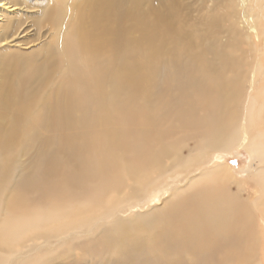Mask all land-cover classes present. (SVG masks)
Returning a JSON list of instances; mask_svg holds the SVG:
<instances>
[{"label": "bare ground", "instance_id": "obj_1", "mask_svg": "<svg viewBox=\"0 0 264 264\" xmlns=\"http://www.w3.org/2000/svg\"><path fill=\"white\" fill-rule=\"evenodd\" d=\"M55 1L0 0V50L8 46L6 54L0 56V68L10 58H28L24 47L32 48L47 40L49 42L44 58L28 60L14 92L0 104V109L7 112L5 125L17 126L18 117L14 113L18 103L24 102V109L35 102L42 91L47 90L51 45L55 46V50L63 49L62 54L70 61L77 55L85 56L103 49H106L103 54L110 58L105 63L102 61L101 66L105 70L101 76L92 78L89 87L76 86L65 91L61 86L57 92L50 94L51 110L46 117L48 124L45 125L56 123L62 111L59 122L67 126L65 146L61 149L64 155L60 159L44 154L34 161L26 172L15 179L11 192L5 193L3 203L1 196L5 186L10 183L18 146H13L0 136V264H34L41 261L40 248L44 245L40 243L50 244L56 238L52 234L55 230H71L73 235L68 239H78L63 243L59 248L61 250L69 245L81 250L92 249L94 243L89 237H100L98 243L110 237H130V242L134 237H184L187 243L189 238L194 241L193 249L201 247L205 252L237 246L238 230L244 222L249 223L247 232L244 231L245 236L253 229V223L260 227L254 209L261 211L264 220V205L260 197L252 198V206L249 202L240 201L238 196L232 198V194L225 189L230 172L223 164L203 170L187 181L185 186L173 189L160 210L141 214V219L138 218L135 223L120 219L107 226L94 223L105 207L109 206L110 210L114 207L113 202L118 201L117 192L120 189L126 187L128 191L124 192L125 196L141 199L150 188L158 187L163 169L173 167L188 172L189 168L185 169L180 158L183 145L178 147L176 141L183 134L197 140L199 148L212 151L231 149L232 143L225 140L228 135L230 137V127H236L234 117L238 115L236 101L239 87L229 76L210 71V75L200 81L203 75L191 71L187 74V83L192 87L189 94L163 100L164 95L171 94V89L182 93L186 89H176L174 86L168 87L167 93L152 91L140 103L131 104L122 113V118L114 121L113 126L109 123L113 119L109 118V122L104 124L106 131H99L91 124L102 121L105 118L102 110L112 107L114 103V99L109 98L112 95L104 87L106 82L103 78L110 77L108 82L111 83L120 77L132 86L135 82L133 68L118 73L117 69H111L114 64L111 55L119 42L118 21L122 16L118 0H82L71 30L64 36L62 47L56 45L55 39L58 28L54 23L61 9L55 6ZM257 68L253 65L250 70L259 74ZM256 81L259 83L258 77ZM250 82L254 89L255 81ZM246 87L247 80L244 79V91ZM262 88H259V92L264 91ZM2 97L1 86L0 99ZM249 97L250 100H243V108L246 115L253 116L257 99L253 93ZM155 98L162 101L149 116L146 106ZM75 107H79L78 111L82 112L83 117L71 114ZM39 117L44 118L45 114L41 113ZM31 122L33 126L38 125L36 119H31ZM103 133H109L112 137L103 136ZM8 134L15 135L12 130ZM244 143L259 165L258 144L249 143L245 138ZM116 146L123 155L118 167L113 160L119 156L113 152ZM202 156L197 165L206 162ZM166 159L170 162L167 163ZM262 171L263 168L257 170L261 178L255 183L256 193L262 194L264 200ZM196 187L200 189L190 191ZM119 208L108 212L114 214ZM152 213L157 216H152ZM29 232L32 233L18 240ZM130 232L132 235L128 234ZM124 247L125 242H121L114 249L120 253ZM141 247L146 246L143 244ZM18 248H28V251L22 253ZM29 253L35 254L26 259Z\"/></svg>", "mask_w": 264, "mask_h": 264}, {"label": "rangeland", "instance_id": "obj_2", "mask_svg": "<svg viewBox=\"0 0 264 264\" xmlns=\"http://www.w3.org/2000/svg\"><path fill=\"white\" fill-rule=\"evenodd\" d=\"M81 3L82 0L55 1L54 4H57L55 6L61 8L54 23L58 28L55 33L58 47H62L65 34L71 30V24L78 15ZM118 4L122 16L118 21L119 42L114 54L111 55L114 62L111 69H117L118 73L133 68L132 75L136 87L120 77L111 83L108 82L110 77L103 78L107 85L104 87L112 95L109 98L114 99V103L112 107L102 110L105 118L99 123L91 124L93 128L106 131L104 124L109 122V118L113 119L109 122L113 126L114 121L120 120L122 113L131 107V104L140 103L152 91L157 94L167 93L168 87L174 86L176 89H186L183 93L171 89V94L164 95L163 100L189 94L192 87L187 83V74L191 71L203 75L200 81L212 71L215 74L229 76L233 82L238 83L239 95L236 101L238 115L234 117L236 127H230V137L228 135L225 140L232 143L231 149L212 151L199 148L197 140L183 134V137L176 141L179 143L178 147L183 145L180 148L182 152L180 158L182 164L186 166L185 169L189 168V171L173 167L163 169L162 181L158 187L150 188L141 199L125 196L124 192L128 191L126 187L120 189L117 192L118 201L113 202L114 207L111 210L109 206L105 207L103 214L95 219L94 223L107 226L118 219L135 223L138 218L141 219V214L146 215L151 210L155 212L160 210L173 189L185 186L187 181L203 170L221 164L230 172L225 189L232 194V198L238 196L240 201L249 202L252 206V198L260 197L264 205L262 194L256 193L255 183L261 178L257 170L264 169V91L259 92V88L264 85V0H118ZM51 46L48 69L50 83L47 90L42 91L38 99L24 109V102L16 105L14 114L18 117L17 126L10 124L7 127L5 125L7 112L0 109V136L13 146H18L14 154L15 162L11 169L10 183L5 186L1 196L2 203L5 193L11 192L12 184L18 175L26 172L34 161L44 154L60 159L64 155L61 149L65 146L67 126L59 122L62 111L56 123L45 125L47 114L51 110L48 99L50 94L57 92L61 86L65 91L76 86L89 87L92 78L101 76L105 70L101 66L102 61L105 63L110 58L103 54L106 50L103 49L98 53L77 55L70 61L62 54L63 49L55 50V46ZM48 47V40L40 46L24 47V51L29 54L28 58H10L0 68V91L1 86L3 89L0 104L14 92L19 75L25 71L28 60L44 58ZM0 51V56L5 55L8 46ZM253 65L258 67L259 74L250 70ZM244 79L247 80L245 91ZM251 80L255 81L254 86L257 89L250 86ZM250 93L256 95L257 99L253 116L246 115L243 108V100H250ZM160 101L162 100L159 98L152 99L146 106L149 116L153 114ZM52 103L54 106L55 99ZM78 109L79 107H75L71 114L83 117ZM41 113L45 114L44 118L39 117ZM31 119H36L38 125L33 126ZM9 130L15 135H9ZM103 136L112 137L109 133H103ZM244 138L249 143L258 144L261 162L259 165L251 156ZM113 152L119 155L113 159L115 166L118 167L123 155L120 154L118 146L113 148ZM200 155L202 159L206 158V162L197 165ZM166 162L169 163L170 160L166 159ZM260 173L264 180V171ZM198 189L200 188H191L190 191ZM116 207H120V210L110 215L109 213ZM254 212L260 227L253 223V229L245 236L249 223L244 222L240 226L241 230H238L240 234L237 237L239 240L237 246L220 247L205 252L206 250L203 251L201 247L193 249L194 241L189 238L187 243L184 237H134L132 242L128 240L130 237L124 239L110 237L102 243L97 242L100 237H89L94 243L92 249L81 250L75 245H69L61 250L59 248L63 243L78 239L77 237L68 239L73 235L71 230L66 232L55 230L52 234L56 238L50 244L40 243L44 245L40 248L42 252L39 254L43 259L34 264H264V220L259 209H254ZM154 214L152 213V216ZM144 226L146 227L147 223ZM132 232L128 234L132 235ZM30 233L32 232L18 240H22ZM142 233L143 231L140 234ZM121 242H125V247L118 253L114 247ZM143 244L145 248L141 247ZM18 250L23 253L28 251V248ZM33 254L35 253H29L26 259Z\"/></svg>", "mask_w": 264, "mask_h": 264}]
</instances>
